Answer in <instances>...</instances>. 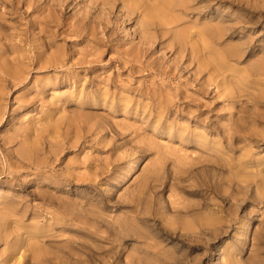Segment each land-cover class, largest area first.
I'll return each mask as SVG.
<instances>
[{"label":"rangeland","instance_id":"rangeland-1","mask_svg":"<svg viewBox=\"0 0 264 264\" xmlns=\"http://www.w3.org/2000/svg\"><path fill=\"white\" fill-rule=\"evenodd\" d=\"M112 1L0 0V264H264V0Z\"/></svg>","mask_w":264,"mask_h":264},{"label":"bare ground","instance_id":"bare-ground-1","mask_svg":"<svg viewBox=\"0 0 264 264\" xmlns=\"http://www.w3.org/2000/svg\"><path fill=\"white\" fill-rule=\"evenodd\" d=\"M65 1V0H64ZM69 1V0H68ZM80 1H82V0H80ZM84 1V0H83ZM106 0H90V4L89 5H91V6H93V4H97L96 6H98V5H101V8L99 9V11H98V14H100V15H98L99 17H100V22L101 21H103V22H101L100 23V25L102 26V28H113V26L112 27H109V19H107V17L108 18H110V14H111V12L110 11H108L105 15H103L102 16V8L108 3H106L105 2ZM120 1V0H119ZM123 3L121 4L125 9V11L123 12V13H121V17L123 18L122 20H121V24L123 25V27H124V25L126 24V22L127 21H132V17H130V15L131 14H133L134 12L137 14V16H139V17H141V19H142V24H140L141 23V21H139V29L140 28H149L150 26H154V27H152V28H163V25L164 24H172V23H174L175 21H176V19H172V18H168V17H166L165 15H164V13H163V9L165 8V4H166V0H157L156 2H157V4H156V6L154 7V6H152V5H145L143 8H142V11L139 9V7H141L142 5V3H140V2H134V3H131V4H127V3H129L128 2V0H121ZM127 1V2H126ZM176 1V0H175ZM205 1H207V0H205ZM50 2V1H49ZM109 2H110V0H109ZM114 2H115V0H113L112 1V4L114 5ZM124 2L127 4V5H125L124 4ZM236 2V1H235ZM67 3V2H66ZM87 3V2H86ZM50 4V3H49ZM109 4V3H108ZM23 5H25V4H23ZM22 5V6H23ZM120 5V4H119ZM121 6V7H122ZM173 6V5H172ZM172 6L169 8V10L171 9V11H172ZM243 6V5H242ZM64 7H66V6H64ZM73 7V6H72ZM175 7V6H174ZM245 7H247V6H245ZM250 7H253V6H250ZM89 8L90 7H81V8H79V14L80 15H78L79 17H77L76 16V14H73V16H72V18H74V19H76L73 23H63V24H65V25H68V27L67 28H65L66 30H64V31H62V32H71V33H73V34H80L82 31L80 30H77V28H79L80 27V25H81V23H82V25H84V26H86L88 23H93V21L91 20V11L89 10ZM93 9H94V7H92ZM162 8V9H161ZM68 9V8H67ZM71 9V8H70ZM96 9H98V7H96ZM175 9V8H174ZM193 9V8H192ZM191 9V10H192ZM64 10V9H63ZM250 10V9H249ZM94 11V10H93ZM106 11V10H105ZM120 12V11H119ZM74 13V12H73ZM198 13V12H197ZM95 15V14H94ZM97 15V14H96ZM134 15V14H133ZM134 17V16H133ZM153 18H158V22H155V23H151V22H149V21H151ZM47 19V18H46ZM118 19V18H117ZM47 22V21H46ZM39 23V22H38ZM41 24V23H40ZM78 24V27L76 26ZM132 24V23H131ZM134 24V23H133ZM157 25V26H156ZM194 25V24H193ZM178 26H180V25H178ZM177 26V27H178ZM181 26H184V25H181ZM195 26V25H194ZM206 26V25H205ZM208 26V25H207ZM120 27V26H119ZM187 27V26H186ZM209 28H211L210 26H208ZM44 28V27H43ZM80 28H83V27H80ZM93 30V29H92ZM91 30V31H92ZM117 30H119V29H117ZM202 30V29H201ZM86 31V30H85ZM204 31V30H203ZM102 32V31H101ZM116 32H118V31H116ZM120 32V31H119ZM177 32V31H176ZM86 34H88V32H86L85 33V35ZM91 34V33H90ZM52 35V34H51ZM84 35V34H83ZM172 35H173V33H172ZM103 36V35H102ZM145 36V35H144ZM83 37V36H82ZM101 38V37H100ZM149 38V37H148ZM171 38H172V36H171ZM94 39H96V38H94ZM99 39V38H98ZM104 39V38H103ZM99 40H101V39H99ZM156 41V40H155ZM161 41V40H160ZM87 42V41H86ZM159 42V41H158ZM170 42H171V40H170ZM103 43V42H102ZM159 44V43H158ZM176 44H177V42H176ZM90 45V44H89ZM88 46V45H87ZM98 46V45H97ZM160 46H161V44H160ZM200 46V45H199ZM94 47V46H93ZM100 47V46H99ZM102 47V46H101ZM181 47V46H180ZM184 48V47H183ZM92 49V48H91ZM174 49V48H173ZM96 50H97V48H96ZM102 51V50H101ZM89 52V51H88ZM97 52V51H96ZM40 53V52H39ZM92 53H93V51H92ZM98 53H99V51H98ZM179 53V52H178ZM94 54V53H93ZM203 54H204V52H203ZM90 55V54H89ZM184 55V54H183ZM187 55V54H186ZM193 55V54H192ZM86 56V55H85ZM82 57V56H81ZM88 57V56H87ZM95 57V56H94ZM175 57H177V56H175ZM185 57V56H184ZM193 58V57H192ZM95 59H97V58H95ZM175 59V58H174ZM189 59V58H188ZM193 60V59H192ZM181 61V60H180ZM186 61V60H185ZM34 63V65H38V66H40V67H42L43 69L44 68H46V66H47V63L46 62H39V57H35V62H33ZM158 63V62H157ZM57 64V63H56ZM82 64V63H81ZM178 64V63H177ZM255 65H257V64H255ZM54 67H58V66H56V65H54ZM39 69V68H38ZM184 69V68H183ZM10 73V72H9ZM200 74V73H199ZM202 75V74H201ZM192 78V77H191ZM196 78V77H195ZM210 83V82H209ZM12 84H14V83H12ZM11 88V87H10ZM206 92V91H205ZM4 97V96H3ZM188 103V102H187ZM7 104V103H6ZM34 106V105H33ZM6 107V106H5ZM34 108V107H33ZM5 112V111H4ZM4 114V113H3ZM2 119V118H1ZM2 121V120H1ZM238 125V124H237ZM240 126V125H239ZM238 127V126H237ZM20 128V127H19ZM17 129V128H16ZM249 129V128H248ZM20 131H21V129H19ZM14 132V131H13ZM249 132V131H248ZM252 132V131H251ZM17 133H19V131L17 132ZM17 133H15V134H17ZM15 134H13V135H15ZM245 135V134H244ZM16 137H14V139H15ZM42 138H44V137H41V139ZM264 139V138H263ZM43 140V139H42ZM44 141V140H43ZM46 141V140H45ZM50 141V140H49ZM55 143H56V141H55ZM49 148V147H48ZM17 151V150H16ZM25 151H27V150H25ZM41 151V150H40ZM37 152V151H36ZM40 152H38V154H39ZM54 154V153H53ZM29 155V154H28ZM25 156V155H24ZM30 156H32L31 155V153H30ZM34 156V155H33ZM26 157V156H25ZM27 158H29V157H26V159ZM31 158V157H30ZM33 159V158H32ZM23 160V159H22ZM34 160V159H33ZM24 161H25V159H24ZM31 160H29V162H30ZM19 162V161H18ZM32 162V161H31ZM34 162V161H33ZM35 163V162H34ZM41 163V162H40ZM30 165H31V163H30ZM34 165V164H33ZM135 165L132 163V164H130V165H128L126 168H125V170L123 171V175H122V178H126V177H128V176H130V174H131V172H132V168L134 167ZM217 166V165H216ZM3 167V166H2ZM218 167V166H217ZM51 169V168H50ZM76 211V210H75ZM80 213V212H79ZM90 219V218H89ZM102 225V224H101ZM203 229V228H202ZM206 230V229H205ZM207 231V230H206ZM119 235V234H118ZM76 240V239H75ZM77 241V240H76ZM81 244V243H80ZM82 245V244H81ZM84 247V246H83ZM82 251V250H81ZM85 253V252H84ZM89 253V252H88ZM88 255V254H87ZM91 255V254H90ZM80 258V257H79ZM91 259V258H90ZM97 259V258H96ZM85 260V259H84ZM89 260V259H88ZM93 263V262H92ZM99 263V262H98ZM82 264V263H81ZM83 264H85V263H83ZM88 264V263H87ZM96 264V263H95Z\"/></svg>","mask_w":264,"mask_h":264}]
</instances>
